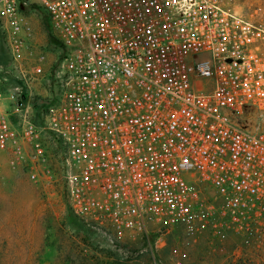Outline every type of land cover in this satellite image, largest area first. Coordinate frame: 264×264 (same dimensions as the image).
<instances>
[{"label": "built area", "instance_id": "obj_1", "mask_svg": "<svg viewBox=\"0 0 264 264\" xmlns=\"http://www.w3.org/2000/svg\"><path fill=\"white\" fill-rule=\"evenodd\" d=\"M38 8L65 49L40 124L33 99L50 96L53 64ZM0 27V155L13 167L50 185L59 162L72 213L119 234L201 212L204 188L211 263L264 264L263 26L221 0H0Z\"/></svg>", "mask_w": 264, "mask_h": 264}, {"label": "rangeland", "instance_id": "obj_2", "mask_svg": "<svg viewBox=\"0 0 264 264\" xmlns=\"http://www.w3.org/2000/svg\"><path fill=\"white\" fill-rule=\"evenodd\" d=\"M221 3L264 27V0ZM39 13L41 17L45 15L43 11ZM41 17L34 19L37 40L48 46L45 65L54 66L58 54L48 45ZM5 75L16 87L12 75ZM32 85L33 94L43 91L46 95L45 78L33 81ZM53 169V184H36L23 170L13 167L8 156L0 155V264H175L177 260L182 264H214L205 249L208 233L204 226L212 209L210 191L202 188L199 198L205 207L201 212L194 209V215L186 220H147L120 234L91 224L92 232L88 235L70 225L69 191L63 167L55 161Z\"/></svg>", "mask_w": 264, "mask_h": 264}, {"label": "trees", "instance_id": "obj_3", "mask_svg": "<svg viewBox=\"0 0 264 264\" xmlns=\"http://www.w3.org/2000/svg\"><path fill=\"white\" fill-rule=\"evenodd\" d=\"M36 7V6H35ZM33 8L30 7L28 10H31ZM38 11H43L41 8H38ZM45 14L44 16L42 15V23L44 26V29L47 34L48 38V45L49 47L56 51L59 52V56L57 59V62L54 64L52 68V76H51V81H50V97L49 98H42V97H35L33 99V105L36 111V123L40 124L42 122V117L43 114L46 112V110L49 108V106L55 104L58 99H59V86H60V77H59V66L65 56V49L63 48L62 44L59 42V40L56 38L52 25L50 22V19L48 15L46 14L45 11H43ZM8 65V64H7ZM7 65H2L0 66H7ZM77 217V216H76ZM81 220V219H80ZM82 223L85 225V228L82 230L86 232L88 235H91L92 229H91V224L84 222L81 220Z\"/></svg>", "mask_w": 264, "mask_h": 264}, {"label": "water", "instance_id": "obj_4", "mask_svg": "<svg viewBox=\"0 0 264 264\" xmlns=\"http://www.w3.org/2000/svg\"><path fill=\"white\" fill-rule=\"evenodd\" d=\"M8 63L9 52L5 44L3 31L0 27V64L7 65ZM18 83L23 86V83L21 81H18ZM67 219L74 229L83 230L85 228V225L82 223V221L78 217H76L71 210H68L67 212Z\"/></svg>", "mask_w": 264, "mask_h": 264}]
</instances>
